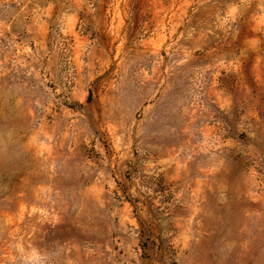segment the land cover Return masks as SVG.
<instances>
[{
	"label": "rangeland",
	"instance_id": "1",
	"mask_svg": "<svg viewBox=\"0 0 264 264\" xmlns=\"http://www.w3.org/2000/svg\"><path fill=\"white\" fill-rule=\"evenodd\" d=\"M0 264H264V0H0Z\"/></svg>",
	"mask_w": 264,
	"mask_h": 264
}]
</instances>
